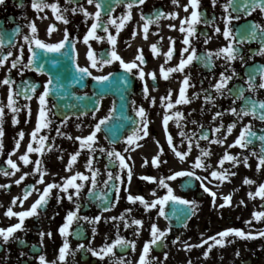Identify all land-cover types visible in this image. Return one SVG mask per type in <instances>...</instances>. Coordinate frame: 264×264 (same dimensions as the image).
I'll list each match as a JSON object with an SVG mask.
<instances>
[{
	"label": "flooded vegetation",
	"instance_id": "1",
	"mask_svg": "<svg viewBox=\"0 0 264 264\" xmlns=\"http://www.w3.org/2000/svg\"><path fill=\"white\" fill-rule=\"evenodd\" d=\"M32 2L33 0H5V4L0 5V28L4 29L5 45H7L9 39H13L15 45L11 48L13 56L9 57L3 67H0V81L10 75V78L15 81L12 87L18 90L22 82H35L43 85L49 79L47 74H40L32 70H24L23 75L20 74V68L11 69L10 73L8 71L11 67V61L20 54V45H24L23 59L24 63H27L30 53L23 37L26 34L30 35L29 24L33 21L38 29V38L46 43L59 42L63 39L65 29H67L70 38L73 39L75 44L77 62L81 66L90 68V60L87 56L89 44L97 56L111 50L112 45L106 39L100 42L95 38H89L88 44H85L83 37L89 31L94 20L86 18L79 10L76 12L72 11L73 8L78 9V6H83L90 13H95L94 4H88L87 0H72V2H69V0H58L61 11L65 8L68 9L66 18L69 22L65 24L56 18L57 14L51 8L37 11L32 7ZM47 2L51 4L56 3L57 0H47ZM224 3L225 0H218L215 7H213L212 0H200L199 11L204 13V16L201 17V22L193 25L196 31L194 36L189 37L191 41L189 53L192 48H195L197 56H203L206 52L215 53L229 44V40L223 35L225 23L222 17L225 16V12L222 5ZM184 5H189V0H179L178 4H174L172 0H145L143 5H137L132 8V19L125 21L124 28L117 36L115 49L124 61L130 62L134 60L138 54V49L143 50L146 63L140 66L146 74L144 80L147 81L149 89L147 97L143 93L144 81L138 75H134L138 72V69H133V74H130L123 69L119 61H114L112 64L105 65L102 68H90L93 77L107 75L110 72L114 73L113 80L101 86L102 95L98 99V111L83 112L87 113L86 115L66 109L57 112V105H59L55 99V97H58L57 93L47 98V108L50 109L49 118L52 123L49 127L41 129V132L37 134V142L32 141L31 133L38 125L40 107L38 96L43 92V87L41 86L37 89L31 100L26 99L24 96L16 98L17 106L20 109L18 113L14 114L9 108L5 107L3 116L4 147L3 154L0 155V168L8 167L9 171H14L10 166L6 165L9 155H11V158L19 165L20 170L16 171L14 176H5L0 172V185H10L8 188H0V228L7 229L19 223L18 217H8L6 211L9 207H12L13 198L18 196L23 198L25 189L31 190V187L35 185L39 191H32L28 199L23 200L22 203L18 200L13 207L14 212L30 209L47 184L53 182L63 184L66 178L78 172L89 177L88 181L80 179L76 181V183L84 185L79 197V202L82 205L79 215L89 217L100 215L101 219L95 225L83 220L74 221L70 229L73 235H69L67 238L70 249L66 260L59 261V250L64 242V237L59 232V228L65 223L67 212L74 210L75 204L68 201L67 196L60 192L59 189L54 188L47 206L43 209H38V216L25 218L24 229L17 230L7 244H3L2 239H0V264H41L40 255L46 257L48 264L53 261L56 264H116V260L121 257L125 261L130 262V264H139L145 243L152 239V225L155 224L159 229L164 230L169 227L170 222L171 231L166 234L163 243L150 246L147 259L151 261V264H189V261H191V264H256V258H264V245L259 250L258 247H253L252 239L240 238L235 236V234L224 238L225 246L217 245L212 248L207 259L204 256L209 245L214 243L209 238L216 236L219 239L220 237L217 236L219 232L230 228L241 229L245 233L252 231L251 223H247L248 221L251 222V204L245 198L250 191L256 190L260 184H264V170L260 174H252L250 161L254 157L252 152L258 153L257 148L250 146L241 148L239 145L229 147V145H232L239 137L244 125L251 122L256 128L259 125H264V122L253 119L251 116H245L243 120H237V117L231 114L228 109L231 107L239 108L241 101L236 100L234 103V97L228 95L227 92L224 96H220L213 88V85L220 79V74L230 75L232 68H235L240 73V77H234L229 82L228 87L232 88L238 81L245 84L246 78L244 77L243 69L246 65L242 64L239 59L229 62L223 55L214 56V63L209 64L207 67L200 61L194 60L185 67L184 71L173 72L169 74L168 79L163 78L161 65L165 69L174 68L179 64L182 55L186 58L189 54L182 53V49L185 47L183 40L187 33L181 32L180 26L185 17H191L193 8L189 6L187 11H185ZM126 11V4L122 2L115 7L112 15L120 17L125 15ZM141 12L145 15H152L157 12L165 14L178 13V16L171 18L165 15L160 18L158 23L151 24L147 39H145L143 25L146 21L141 18ZM233 15H236V13H233ZM204 19H207L209 23L205 24L203 22ZM249 19L264 24V12L257 9L249 16H242L239 21L233 20L232 26L235 29ZM213 20L214 23H212ZM53 25H55V29L49 35L48 29ZM169 25H175L176 27L171 28ZM188 26L187 23L184 24L185 28ZM216 26L221 29L219 33L215 31ZM17 27L20 28V34L13 36L12 32ZM109 31L112 35H117L114 25L109 26ZM134 32L136 33L135 36H133ZM97 35L106 37L107 33L102 29H97ZM161 37H163L162 40ZM169 38L175 40L174 54L170 60L165 56V53L172 47ZM153 44L157 45L158 54L152 51L151 45ZM10 47L5 46L3 51L7 53ZM239 47L244 53L247 65H251L256 61L264 62V55L257 54V50L260 48L258 43H244ZM59 55L58 53L55 54L57 57ZM137 63L139 64L140 62L137 61ZM70 65L67 66L68 69L66 68L63 71L69 74V78L76 75L75 71H70ZM153 71L156 73V80H153L148 75V73ZM125 76L129 78L128 85H123L122 83L121 78ZM185 76L190 77L189 86L185 88V98L190 102L176 104L175 101L180 98V90L184 87L183 80ZM93 77H89L84 88H80L81 83L72 84L71 86L76 87V89L73 93H69L66 99L74 96L75 100H66L64 104L79 107L82 101L83 104H86V100L90 99L95 93L91 88ZM259 82L260 80L258 79L257 83ZM85 93H87V98L81 99ZM8 94L9 86L0 83V100L4 104H7ZM58 94L63 96L62 92ZM245 94L252 95L250 92ZM206 95H211L214 98V102L209 101L206 103ZM256 95L260 99H264V89H260ZM168 96H170V100L163 99ZM153 98L155 99L154 104L152 103ZM169 102L174 105L171 109L165 106ZM113 105L116 107V112L113 113L114 118L111 121V126L116 129L115 134L111 135L110 139H106L105 137L110 134L102 130L97 133L98 140L94 145L97 149L95 153H91L87 148L81 150V142L76 137L89 135L93 131L95 124L109 114ZM28 106L31 109L30 113ZM140 106H143L147 113L148 135L137 141L140 145L139 147L133 145L128 152H125L124 149L129 147L125 141V136L131 134L133 127L132 121L128 118L139 120L136 110ZM177 111L183 113L180 125L176 123L177 118L174 115ZM217 112H221L223 115L214 119ZM165 114L173 117L169 120L167 130H165L163 125ZM14 117L18 119V123L13 122ZM193 121L196 123H193ZM234 121H236V127L231 134H228L227 127ZM221 124L224 125L221 131L218 133L214 132L213 129ZM21 131L25 133L22 140L19 137ZM58 131L59 135L57 134ZM181 132L186 133L187 136H192L193 133L196 134L192 136V151L184 160H181L175 154L167 140V136L170 133L173 138L172 143L177 150L187 151L188 139L186 136H181ZM203 133L208 134V139L200 138ZM41 136H47L48 138L45 141L44 153H28L31 162L25 165L20 157L27 152L30 142L34 148L39 147L38 140ZM113 139L117 140L115 145L111 142ZM217 140H223L224 142L222 144L213 142ZM17 141L20 144L18 150L16 149ZM196 141L199 142V146H197ZM113 147L125 156L127 163L132 169L133 175L130 183L127 180V169L121 172L118 163L106 167L109 164L107 154L99 151V149L104 148L110 151ZM161 147L163 148V154L159 155ZM48 148H51V151H48ZM133 148L134 150H132ZM201 149L210 150L211 155L201 156ZM78 151L80 155L72 164L71 171H69L70 158L72 154ZM226 152L237 156L240 162L234 164L233 161H225L221 167L219 161ZM158 155L162 163L157 166L153 163V158ZM129 156L131 159H128ZM198 156H201L206 166L210 165L211 167L195 168L194 161ZM245 157H248L247 164L244 163ZM89 159L93 160V170L99 169V174L96 176L98 185L97 196L91 200H89L88 194L89 189L92 187L91 176L93 171H90L86 166ZM36 160H41L42 168L46 170L44 183L42 184L38 183L40 173L34 171ZM145 160L148 161L147 164H145ZM224 169H227L225 175L228 178L223 181L210 175L214 170L224 174ZM181 170H193L197 176L201 178L207 177L203 183L212 192L216 193L215 205L213 204L211 193L204 190L200 181L187 176L166 181L173 189L175 195L196 201L198 204L195 214L183 222L178 221L175 217H172L171 221H169L165 217L159 216V205L156 208L147 210L141 202L128 200L129 194L134 196L141 195L149 203L155 201L158 197H163L167 194L168 189L160 186L158 181L162 178L170 177L174 172ZM108 171L113 174L119 172L124 180L123 184L117 181L120 189L118 194L115 188H104V181L108 179ZM24 173H30V175L20 184H16L15 181L20 179ZM231 173H235V175H231ZM144 176L155 177L156 181L144 180L142 179ZM246 177L256 183H244ZM74 191L75 189L73 188L69 189V192ZM101 191L108 194L111 203L108 211H104L101 207L99 198ZM153 192H155V195H153ZM229 195L231 196V202L225 204L223 198ZM58 196H64L63 202L58 201ZM221 204H225V206L221 208ZM260 206L264 211V198L262 197ZM183 207L186 206L173 205L170 202L165 206V212L171 216L173 208ZM128 209L131 211H126ZM122 214L124 215V220L111 219V217H120ZM134 219L142 220V226L133 224L132 221ZM184 223H186V227L183 226ZM259 223L260 230H264V217L259 220ZM93 228L96 229L95 232H93ZM41 232L45 233L42 243ZM48 232H51L52 235L48 236ZM77 232L80 235H75ZM118 235L129 241L134 240L135 249L133 250L131 247L122 249L117 246L114 249L115 256L109 255L103 259L95 257L91 252L83 249L77 251L80 244L100 249L105 244H112ZM260 239L264 243V236H260ZM21 241H25V243H21ZM203 241H208V243L200 247H193L191 250H186L184 247L185 244L201 245ZM229 241L234 242L229 243ZM237 252L240 253L239 256L236 255ZM21 253H24V255H21ZM165 253H167L166 259ZM263 262L264 260H261L262 264Z\"/></svg>",
	"mask_w": 264,
	"mask_h": 264
},
{
	"label": "snow or ice",
	"instance_id": "2",
	"mask_svg": "<svg viewBox=\"0 0 264 264\" xmlns=\"http://www.w3.org/2000/svg\"><path fill=\"white\" fill-rule=\"evenodd\" d=\"M69 2H72V0H69ZM126 4V14L122 15L120 17H114L112 14L115 11V7L119 6L120 3ZM174 4H178L179 0H172ZM218 0H212L213 7L217 4ZM88 4H94L96 11L95 13H90L86 8L83 6H78L77 8H73L72 11L76 12L79 10L82 12L86 18H92L94 22L92 23L89 31L87 34L83 37L84 43L88 44L89 38H95L96 40L103 42L105 39L112 45V48L110 51H106L104 53H101L99 56L95 53V51L91 48V45L88 46V59L90 60V68L95 69L97 67L102 68L105 65H110L114 61H119L123 69H125L128 73L133 74V69H138V72L134 75H138L141 80L144 81V87H143V93L147 97V94L149 92L147 81L144 80L145 72L143 68L140 66L145 62V58L143 56V50L138 49V54L136 58L130 62L124 61V59L117 53L115 49V45L117 43V36L119 35V32L124 28L125 21H129L132 19V8L137 5H143L145 3V0H87ZM199 3L200 0H189V5H184L185 11H187L188 7H192L193 11L191 13V17H185L184 20L181 22L180 31L186 32L187 35L183 40V44L185 47L182 49V53H189V48L191 47V41L189 37H192L195 35L196 29L193 27L196 23L201 22V17L204 16V13L199 11ZM5 0H0V5H4ZM32 7L36 9L37 11H43L45 8H51L54 13H56V18L58 20L63 21L65 24H67L69 21L66 18V13L68 11L67 8L63 9L61 11V7L59 5V2L57 0L56 3H48L47 0H33ZM223 10L225 12V16L222 17L225 23V29L223 31V35L226 39L229 40V44L225 46L224 48L218 50L215 53L212 52H206L203 56H197L196 49L192 48L191 52L187 55L185 58L183 55L181 56L180 62L176 67H169L167 69L164 68L163 65H161V72L163 74L164 79H168L169 74L173 72H182L184 71L185 67L187 65H190L194 60L200 61L204 64V66H208L211 63H214L213 57H219L223 55L225 59L229 62H234L237 59L241 61L242 64L246 65V70L244 73L245 84L239 87L235 88H229L228 84L230 81L233 80L234 77H240V73L236 71L235 68L231 69V74L226 75L225 73L220 74V79L213 85V88L215 91L220 95L224 96L227 92L228 95L234 97V103L236 100L243 101L244 103L241 105V107H231L228 109V111L237 117V120H243L245 116H251L253 119H257L261 122H264V100L260 99L256 94L259 92L260 89H264V66L260 67H254L252 65H247V62L245 60L244 53L242 49L239 47L240 45L244 43H251L253 41H259L260 42V48L257 50V54L264 55V24L253 22L250 24L240 25L239 27H236L235 29L232 26V21L237 20L239 21L242 16H249L252 14V12L259 9L261 12H264V0H225V3L222 5ZM233 13H236V15H233ZM167 15L171 18H176L178 16V13H161L157 12L152 15H145L143 12H141V18L144 19L146 22L143 25V32H144V38L147 39V34L149 31V26L153 23H158L160 18ZM106 17V19H105ZM119 20V23H118ZM203 22L205 24L209 23L207 19H204ZM187 23L189 26L187 28L184 27V24ZM214 23V20L212 21ZM114 25L116 27V36L112 35L109 31V26ZM171 28H175V25H169ZM30 28V35L26 34L24 35V41L28 46L29 50V58L27 60V63H24L23 59V49L24 45H20V54L15 59L11 61V67L9 68V73L11 72V69L14 68H20V74L23 75L24 70H32L35 72H38L40 74H49V79L43 84H37L35 82H22L21 87L17 90L12 87V85L15 84V81L10 78V75L5 77L0 83L4 85L9 86V94L7 96V104H4L2 100H0V155L3 154V136H4V129H3V116H4V109L5 107L9 108L12 113L16 114L20 111L19 107L17 106V99L20 96H24L26 99L31 100L32 96L36 94V91L39 87H43V92L39 94L38 101H39V112H38V125L34 129V131L31 133L32 141L37 142V134L41 132V129L47 128L51 125L52 121L49 118V112L50 109L47 108L48 100L47 98L50 96V94L53 93H60L65 88L64 81L69 79V74L65 73L64 75H61L60 73H53V68H58L62 64L64 65L65 69L69 64L73 65L75 68L76 75L71 76V83L72 84H79L81 80L84 79V77H93L92 71H90V68L88 66H81L77 62L76 52H75V44L73 42V39L70 38V34L68 33L67 29H65V34L63 36V39L60 40L57 43H46L44 40L38 38V29L35 25V22H31L29 24ZM55 29V25L51 26L48 29V34L51 35L52 31ZM97 29H102L105 33H107V36H99L97 35ZM216 32H220L221 29L216 26L215 27ZM20 34V28L17 27L15 30H13L12 35L18 36ZM136 33H133V36H135ZM163 37H161V40ZM172 47H170L169 51L165 53V56L167 59H171L174 54V45L175 40L172 38H169ZM5 46H11L9 51L5 53L3 51V48ZM14 41L13 39H9L7 42V45H5L4 40V29L0 28V67H3L5 62L9 60V57L13 56V51L11 50L12 47H14ZM151 49L154 53H159V49L157 48L156 44L151 45ZM60 54L59 57L52 56V55H46V54ZM137 61L140 63L138 64ZM167 62V61H166ZM48 65H51V67H47ZM251 68V71H248V69ZM148 75L153 79L156 80L157 76L155 71L148 73ZM257 77H259L260 82L257 83ZM114 78V73H108L107 75H97L94 76L93 79L101 86H104L105 84L111 82ZM123 85L129 84V78L127 76L121 78ZM189 79L190 77L185 76L183 80L184 87L180 90V98L175 101L176 104L180 103H189L190 101L185 98V88L189 86ZM55 83L56 87L53 88L52 85ZM246 92L252 93V95H246ZM102 95V93L100 94ZM15 97V98H14ZM87 98V93H85L84 97H81V99ZM165 100H170V96L164 97ZM213 101L214 98L211 95L205 96V102ZM134 103V102H133ZM152 103H155V99H152ZM97 104H99V100L97 101ZM168 109H171L174 107L173 103L169 102L165 105ZM29 113L31 111L30 106ZM98 107L94 108V111H98ZM116 112V107L113 105V108L110 110L109 114L101 118L94 126L93 131L85 136V137H76L77 140H79L80 148L81 150L87 148L90 150L91 153H95L97 149L94 147L96 141L98 140L97 133L101 132L102 130L108 132L110 135L106 136V139H110L111 135H114L116 132V129H114L111 126V121L113 120V113ZM87 114V113H83ZM137 116L140 118L139 120H132L131 117L128 119L132 121V131L131 134H128L125 136V141L129 145L128 148H125L124 151L128 152L132 146L139 147L140 145L137 143V141L143 139L145 136L148 135V120H147V113L143 106H140L136 110ZM176 123L180 125V120L183 118V113L176 112L175 114ZM223 113L217 112L215 113L214 119L216 117L222 116ZM173 117L165 114L163 118V125L165 127V130H167V125L169 123V120H171ZM14 123H18V119L14 117ZM66 123V120H65ZM193 123H196L193 121ZM202 127V126H201ZM224 127L223 124H221L219 127L213 129L214 132H220L221 129ZM236 127V121L228 125L227 127V133L231 134L233 129ZM254 126L251 122L244 125L242 128L239 137L234 141L232 145H229V147H235L239 145L241 148H248L249 145H252L254 141H259L261 148L259 154L255 151L252 152L253 156L257 157L258 165H257V171H259L262 167H264V134L258 133L257 131L253 130ZM60 134L59 131L57 133ZM25 133L21 131L19 133V137L22 140ZM196 134L193 133L192 136H195ZM181 136H186L188 139V150L187 151H179L177 150L176 146L172 143L173 138L171 134L169 133L167 136V140L169 145L172 147V150L175 152V154L181 159L184 160L186 157L191 153L192 151V136H187L186 133L181 132ZM71 138V137H69ZM201 139H208V134L203 133L200 137ZM47 136H41L39 137L38 144L39 147H33V144L30 142L28 144L27 152L20 157V159L24 162L25 165L29 164L30 158L28 153L32 152H38L43 154L45 151V141L47 140ZM226 139V137H225ZM112 144L115 145L117 140L113 139L111 140ZM216 143H223V140H217L213 141ZM158 143V141H157ZM197 146H199V142L196 141ZM19 141H17L16 149H19ZM48 151H51V148L47 149ZM134 150V148L132 149ZM99 151L106 152L109 164L106 165V167H110L112 164L118 163V167L121 172H123L125 169H127V180L130 183L132 178V169L127 163L125 156L117 151L115 147L112 148V150H107L104 148H100ZM14 154V153H13ZM163 154V148H160L159 155ZM80 155V152H76L72 154L70 158V163L68 165V170L71 171L72 164L77 160V157ZM159 155L153 158V163L155 165H159V163H162V161L159 160ZM211 155L210 150L208 149H201V156H209ZM201 156L196 157L194 161V167L199 168H206L211 167L210 165L206 166L201 159ZM128 159H131L129 156ZM225 161H233L234 164H238L240 162L239 158L237 156H233L228 154L227 152L225 155L221 158L219 161L220 166L222 167ZM248 157L244 158V163L247 164ZM147 160H145V164H147ZM6 165L10 166L11 169L14 171H9L8 167L0 168V172L3 173L5 176H14L16 171H19V165L11 158V155H9ZM93 160L89 159L87 162V167L90 171H93V175L91 176V184L92 187L89 189V200H91L93 197L97 196V180L96 176L99 174V169L93 170ZM34 171L36 173H40V178L38 183H44V175L46 174V170L42 168V161L36 160L35 161V169ZM222 174L220 171H212L210 175L212 177H218L221 181L224 179H227L228 176L225 175L227 173V169L223 170ZM30 173H24L20 179L16 180V184H20ZM231 175H235V173H231ZM108 179L104 181V188H115L117 194L119 193V185L117 184V181L120 182V184L124 183L123 178L121 177L120 173L113 174L111 171H108L107 173ZM193 177L196 180L200 181V184L202 187H204V190L206 192H210L213 197V204L215 205V197L216 193L212 192L211 189L207 188L206 185H204L203 181L207 179V177L201 178L196 175V172L193 170H181L174 172L170 177L162 178L158 181L159 185L162 187H165L168 189L167 194L163 197H158L155 201H152L149 203L145 198L141 195H128V200L131 202L139 201L141 202L144 207L147 210H150L152 208H156L158 205L160 206L158 215L165 217V219H168L171 221L172 217H175L178 221L183 222L186 219H189L192 215L195 214L198 204L196 201L188 200L183 197H180L178 195L174 194L173 189L169 186L168 183H166L167 180H174L177 177ZM77 179H80L82 181H88L89 177L84 175L83 173H76L75 175L66 178L65 182L63 184H57L55 182L47 184V186L43 189V191L40 193L39 198L31 205L30 209L27 211H21V212H14L13 207L16 205L17 201L23 202V200H27L28 197L31 195L32 191H39L36 189L35 185L31 187V190L25 189L23 198L21 197H15L12 201V207H9L6 211V215L8 217L16 216L19 218V223L5 228H0V239H2L3 244H7L10 240V238L13 237V234L17 230H23L24 229V222L25 218L32 217V216H38L39 211L38 209H43L47 206L49 199L51 198V192L54 188H57L60 190V192L64 193L67 196L68 201L73 202L75 204L74 210H69L65 217V223L59 228V232L64 237V242L62 247L59 250V261H65L66 256L70 249V244L68 242V236L73 235V233L70 231L71 225L74 221H87L92 224H97L101 216L97 215L95 217H89V216H81L79 215L80 209L82 205L79 202V197L81 196V190L84 187L82 183H76ZM142 179L147 181H156L155 177L152 176H144ZM111 182V183H110ZM244 183L246 184H254L256 183L254 180L250 178H245ZM10 185H0V188H8ZM73 188L75 189L74 192H69V189ZM153 195H155V192H153ZM249 196L252 198H255L256 196H260L264 198V184H260L258 186V189L255 193L250 192ZM75 198V199H74ZM99 198L101 200V207L104 211H108L111 207V203L109 201L108 194L101 191L99 193ZM58 201L63 202L64 196H58ZM225 201V204H229L231 202V196H226L223 198ZM172 203L173 205H184L186 207L183 208H173L171 216L166 214L165 212V206H167L169 203ZM243 203V201H241ZM225 204H221L220 207L223 208ZM126 211H131L130 209ZM179 213V215H177ZM262 217H264V212H255L254 218L259 220ZM112 220H124V215L122 214L120 217H111ZM135 225H141L143 224L142 220L134 219L132 221ZM247 223H251L248 221ZM183 226H187L186 223H184ZM96 229L93 228V232H95ZM171 231V222L169 223V227L167 229L161 230L157 227V225L153 224L151 227V235L152 239L145 243L143 248V253L140 256L139 264H151V261L147 259L148 254L150 252V246L152 245H158L163 243V239L166 237V234ZM235 234V236L240 238H247V239H254L256 236H254L251 232L245 233L241 229L236 228H230L226 229L225 231L219 232L217 234L219 239H217L216 236L210 237L209 239L214 241L212 245H209L208 249L205 251L204 256L207 259L209 254L212 251V248L219 245L221 247L225 246V237H228L229 235ZM48 236H51L52 233L48 232ZM75 235H80L79 232L75 233ZM256 235L258 236H264V230H260ZM45 236L44 232L40 233L41 237V243L43 242V238ZM179 239V238H177ZM234 241H229V243ZM21 243H25V241H21ZM208 243V241H203L201 245H190L185 244L184 247L186 250H191L193 247H200L203 246V244ZM119 246L122 249H126L128 247H131L133 250L135 249V241H129L125 239L124 237L117 236V239L112 244H105L100 249L92 248L91 246H86L84 244H80L77 248V251L83 249L85 251L91 252L93 256L98 257L100 259H103L105 256H115L114 249ZM34 247V246H33ZM21 255H24V253H21ZM74 255V253H73ZM237 256L240 255L239 252L236 253ZM167 258V253H165V259ZM39 260L41 264H48V261L46 260V257L44 255L39 256ZM51 264H56L55 261L51 262ZM116 264H130V262L125 261L123 257L118 258L116 260ZM189 264H191V261H189Z\"/></svg>",
	"mask_w": 264,
	"mask_h": 264
},
{
	"label": "rangeland",
	"instance_id": "3",
	"mask_svg": "<svg viewBox=\"0 0 264 264\" xmlns=\"http://www.w3.org/2000/svg\"><path fill=\"white\" fill-rule=\"evenodd\" d=\"M252 160H254L252 158ZM253 163V162H251ZM257 165V163L255 164ZM257 171V170H256ZM260 172V171H257ZM257 190H252L253 193H255ZM261 197L260 196H256L255 198L250 197L249 195L245 198L246 201H248L249 204H251V208H250V220H251V225H252V231L251 233L256 236V238L252 239V245L253 247L256 246L258 247V249L260 250V247L264 245V243L262 242V240L260 239V236L256 235L259 231H260V223L259 220L254 218V213L255 212H261L260 211V206H259V202H260ZM254 254V251H253ZM257 262L256 264H262L261 260H264L263 257H258V259L256 258ZM264 264V262H263Z\"/></svg>",
	"mask_w": 264,
	"mask_h": 264
},
{
	"label": "water",
	"instance_id": "4",
	"mask_svg": "<svg viewBox=\"0 0 264 264\" xmlns=\"http://www.w3.org/2000/svg\"><path fill=\"white\" fill-rule=\"evenodd\" d=\"M46 55H52V54H46ZM47 67H51V65H48ZM63 68H64V67H61L60 70L58 71V73H60L61 75H63ZM53 73H57V69L54 70V68H53ZM64 83H65V84L69 83V80H68V79L65 80ZM52 87H53V85H52ZM93 87H95V88L97 89V92H98V93L100 92V86H99V84H93ZM70 91H71V90H70ZM96 99H97V98H92L90 102L88 101V102L86 103V107H87V108H95L96 105H97V100H96ZM59 100H62V98H60ZM243 103H244V102H243ZM257 132H258V133H261V134H264V129H260V130L257 131ZM253 145H259L260 148H261L260 142H259L258 140H257V141H254Z\"/></svg>",
	"mask_w": 264,
	"mask_h": 264
}]
</instances>
